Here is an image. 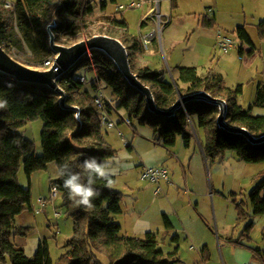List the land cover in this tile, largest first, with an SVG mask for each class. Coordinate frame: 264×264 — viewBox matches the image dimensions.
<instances>
[{
    "label": "trees",
    "instance_id": "trees-1",
    "mask_svg": "<svg viewBox=\"0 0 264 264\" xmlns=\"http://www.w3.org/2000/svg\"><path fill=\"white\" fill-rule=\"evenodd\" d=\"M115 1V0H114ZM172 8L177 0H171ZM107 3L104 2L105 8ZM98 6L95 0H17L8 5V0H0V45L17 60L38 68H46L45 62L54 55L49 44L47 27L54 23L52 30L56 38L75 34L79 29L90 33V24L96 18ZM106 20L104 34L119 38L127 47L130 64L139 79L152 90L156 104L168 110L180 95H188L204 90L214 97L227 102L226 121L233 127H244L254 136L264 134V114H254V107H264V83L261 82L253 104L245 109L239 98L243 86L230 87L225 77L212 66L201 74L195 66H180L176 83L164 78L163 74L150 66H138L137 56L145 49L140 36L129 32V24L114 16H102ZM202 24L207 28L217 25L214 13L202 16ZM259 35L264 39V20L257 24ZM113 32H118L115 35ZM239 39L256 48L255 42L244 26L236 29ZM98 34V33H96ZM95 34H91L89 37ZM57 41V39H56ZM244 53L241 48L240 54ZM95 69L97 77L83 81L89 70ZM90 81L91 90L86 87ZM104 83L111 89L114 108L108 106V114L123 110L131 124L136 120L141 125H149L154 141L167 148L176 144L182 136L187 147L194 137L190 127L193 123L205 132L203 149L209 159L223 156L227 151L236 153L240 161L264 163V140L252 143L239 133L221 128L217 123L219 106L204 100H189L185 106L175 110L170 116L158 115L150 111L145 96L129 84L113 60L101 50H89L60 79V86L66 92L67 106L63 107L60 95L47 85L18 81L0 71V263L6 264H174L179 262V246L171 253H165L160 246L158 234L146 232L144 237L123 233L117 216L123 212V193L113 186L115 175L108 179L97 178L95 187L100 192L90 208L76 206L64 187V166L81 172L82 162L89 156L109 164L117 157V150L109 142L103 116L105 112L96 101L97 90ZM116 109V110H115ZM42 119L41 133L43 153L36 154L33 141L19 132L28 121ZM55 162L59 176L51 180V189L56 188L62 195L66 214L74 222L73 234L67 241V251L58 262H54L48 240L38 244L35 254L30 257L24 246L17 243L18 236H27L30 226H18L17 217L33 207L31 187H24L19 173L24 166L30 179L33 173L48 168ZM82 175H84L82 173ZM86 179V176H85ZM111 185H108V180ZM235 194V193H234ZM236 195V194H235ZM253 215H264V169L258 175V183L250 193ZM236 201V200H235ZM239 219L251 216L249 209L237 204ZM166 231L173 229L167 214H164ZM253 222L244 231L250 233ZM174 243L179 235L172 236ZM207 246L202 251L205 252Z\"/></svg>",
    "mask_w": 264,
    "mask_h": 264
},
{
    "label": "rangeland",
    "instance_id": "rangeland-1",
    "mask_svg": "<svg viewBox=\"0 0 264 264\" xmlns=\"http://www.w3.org/2000/svg\"><path fill=\"white\" fill-rule=\"evenodd\" d=\"M104 2L107 3L105 8ZM178 2L179 5L172 8L171 0H159V4L151 0L153 29L158 25L154 18H157L156 14L159 13L163 21L169 16L172 24L164 35L162 30L166 25H162L161 32L152 42L157 48L149 51L145 48L137 62L138 66H142L148 60L150 67L159 70L166 80L177 81L178 78H174L173 73L178 70V66H196L201 73L204 66L212 65L224 75L228 86L233 88L243 86L239 103L248 109L254 102L258 85L264 83V39L259 35L257 28V24L264 20V0ZM95 4L98 6L96 18L87 21L90 24V33L79 29L75 34L56 38L58 43L69 46L89 38L91 34L104 33L106 20L102 16L105 15L120 20L125 18L129 24V32L133 35L139 36L149 31L148 28L143 30L140 27L142 19L149 15L146 14L148 9L146 4L139 8L127 7L128 0H95ZM121 4L125 7L120 8ZM211 11L216 15L217 25L211 30L202 27L196 29L197 17ZM239 26L246 27L251 34L256 45L254 51L253 47L243 43L237 36L235 31ZM113 33L118 35V32ZM160 34L163 35L162 45L159 41ZM222 37H228L233 41L227 52L219 45V39ZM157 40L158 44L155 45ZM172 43L171 48L169 44ZM241 48L244 49L242 55ZM87 74L88 79H91L92 74ZM101 85L105 88L107 98L112 100L111 89L104 83ZM86 87L92 89L90 81ZM253 113L264 114V107H254ZM111 118L117 126L114 128L105 126V131L118 154L109 167L113 170L112 174L117 175L113 187L123 193L121 202L123 212L117 216V221L123 226L122 232L144 237L146 232H141L136 221L138 219L147 221L150 228L159 234L160 246L165 253L175 250L172 236L178 234L182 260L180 264H195L194 262L201 264V250L207 231L209 230L208 233L211 231L209 239L215 240L216 245L219 234L224 231L223 226L230 227L227 224L233 223L238 217L237 204L240 203L245 209H252L250 193L258 183V175L264 169V163L240 161L233 151H227L215 159L207 158L200 147V143L205 140V132L193 123L190 127L194 131V137L189 147L185 145L183 137L178 136L176 144L167 148L155 143L153 130L149 125H141L136 120L132 124L129 123L125 111L114 112ZM43 125L42 119H35L19 128L21 134L35 143L37 155L43 153L41 139ZM129 144L132 145V149ZM159 165L167 166L172 174L171 181L162 182L163 190L157 194L158 186L143 179L142 170L144 167ZM58 176L59 168L55 162L49 163L47 169L33 173L30 179L24 166L21 168L20 183L26 188L31 187L33 203L37 204L38 199L42 197L48 200V204L46 211L30 215L34 229L31 227L27 236L16 238L18 244L25 248H29L27 245L32 241L47 238L54 262H58L65 253L67 241L74 229L72 218L62 207V195L57 193L55 198L51 196V180ZM56 212L60 215L57 216ZM164 213L177 227V230H173L168 237L165 235ZM200 213L208 220V225ZM241 228L243 230L244 226L240 225L236 229V237L241 234ZM252 237L256 243L264 240V215L257 220ZM33 255L34 253L29 256ZM102 261L108 264L106 257H102ZM7 264H11L10 261Z\"/></svg>",
    "mask_w": 264,
    "mask_h": 264
},
{
    "label": "water",
    "instance_id": "water-1",
    "mask_svg": "<svg viewBox=\"0 0 264 264\" xmlns=\"http://www.w3.org/2000/svg\"><path fill=\"white\" fill-rule=\"evenodd\" d=\"M54 25V23H51L47 27L49 44L55 54L54 62L50 67L38 68L27 65L17 60L0 45V71L16 78L18 81L49 86L60 95L59 101L61 106L77 110V117L79 118V108L76 106H67L66 104V92L60 86V79L73 68L87 51L94 49L101 50L113 60L129 84L142 92L145 96L148 109L155 114L170 116L174 114L176 109L185 106L189 100H204L219 106V114L217 116L219 127L229 131L239 132L245 135L252 143L264 140V134L254 136L244 127H233L229 125L226 121L228 111L227 102L222 98L212 96L204 90L188 95H180L178 100L168 110L159 108L150 87L142 82L133 71L127 47L119 38L109 34L98 33L87 39L66 46L56 41L55 34L52 30ZM174 82L176 83V81Z\"/></svg>",
    "mask_w": 264,
    "mask_h": 264
},
{
    "label": "crops",
    "instance_id": "crops-1",
    "mask_svg": "<svg viewBox=\"0 0 264 264\" xmlns=\"http://www.w3.org/2000/svg\"><path fill=\"white\" fill-rule=\"evenodd\" d=\"M130 1L131 0H128V2H130ZM137 1H140V0H137ZM178 1L179 0H177L176 7L179 5V2ZM8 3L9 4H12V3H14V1L8 0ZM144 5L146 7H148L146 14L147 15L149 14V15L147 17L145 16L142 19V21L140 23V27L142 29L143 28L144 29H147V28L149 29V31H146L145 32V34H146V33H149L150 31H152V29L154 27L153 26V21H152L153 20L152 19L153 17L151 15V11H152L151 0L144 1L143 2V5L141 7H143ZM171 7H172V5H171ZM202 16L197 17V26H196V29H201L200 27H202L203 29L204 28H207V27H204L203 24H202ZM214 17H215L216 22H217V18H216L215 13H214ZM146 19H148V20H146ZM171 24H172V19L170 18L169 22L163 28L162 34L163 33L164 34L167 33V30L170 28V25ZM208 29L211 30L213 28H208ZM162 34H160V36H159V41H160V44L161 45L163 44L162 43V36L164 35V34L163 35ZM156 44H158V40L156 41L155 45ZM169 45L171 47L173 45V43L172 44H169ZM155 48H157V46H154V44L153 45L151 44L147 50L148 51L150 49H153L154 50ZM145 50L146 49H144V51ZM140 58H141V53L137 56V62L140 60ZM142 66H150V61L147 60V63L143 64ZM142 66H140V67H142ZM210 66H212V65L204 66V71H202L201 74H205L206 71H207V69H208V67H210ZM217 72H219V71H217ZM87 73L92 74V78L89 79V80H93L94 78L97 77V74H96V70L95 69H92V70L88 71ZM87 73H86V75H88ZM173 77L174 78H179V70L176 69L175 73H173ZM174 80L176 81V79H174ZM129 147L132 149V145L131 144H129ZM200 147L202 148V151L204 153L203 143H200ZM204 155H205V153H204ZM19 175H20V173H19ZM111 175H115V174H112L111 173ZM115 176L117 177V175H115ZM157 194H159V193H157ZM47 204H48V200L46 198L40 197L38 199L37 204H34L33 203L32 209L24 211L23 213H21L17 217V225L18 226H30V227H33V229H34V226H33L34 225V222H33V219L32 218L30 219V215H32V216L33 215H36L38 213V211H46ZM58 213L59 212H56V215ZM249 213L251 214L250 217H248L246 219H239V215H238V217L236 218L235 221H233V223L227 224V225H230V227L223 226V230L224 231H223V233L219 234V238H218V241H217V244L216 245H215V240L212 241V240L209 239V237H211L210 234H209V233H211V231L209 233H208L209 230L207 231V234H206L207 237L204 240L205 243L202 245L203 248L205 246H207V250L205 252H203L201 250V257H202V263L201 264H264V240L261 241V243H258V242L256 243V241L252 237V231L256 227L257 220L259 219V217L261 215H253V207H252V209H249ZM164 214H166V213H164ZM59 215H60V213H59ZM59 215H57V216H59ZM200 216H202V218L204 219V221L208 225V220L204 217V215H202L200 213ZM169 219L171 221V224L173 226V229L170 230V231H165V235L167 237L169 236V234H171L173 232V230H177V227L175 226V223L172 221V219L170 217H169ZM31 220H32V222H31ZM217 221H218V219H217ZM251 222L254 223L253 224V228H252V230H251L250 233H247V232L244 231V229ZM136 225H137V227H139V229H141V232H143V233L144 232H148V231L156 232V231H154V230H152L150 228V225H149V223L147 221L138 219L136 221ZM240 225L244 226V229L242 230V228H241L240 229L241 234L239 235V237H236L235 236L236 229ZM36 226H37V223H36ZM183 226H185V225H183ZM165 230H166V228H165ZM38 240L30 242V244L27 245V246H29V248H25L24 247L25 250H27L26 253H29V255H32L33 253L35 254L39 242L41 240H43V239H38ZM179 241H180V236H179ZM213 243H214V245H213ZM20 245H22V244H20ZM176 245L179 246V251H178V256H177L179 258V262L177 264H180V263H182V260H181V257H180V244H179V242L177 244L175 243V247H176ZM65 250L67 251V247H66ZM194 263L195 264H198L199 262H194Z\"/></svg>",
    "mask_w": 264,
    "mask_h": 264
},
{
    "label": "built area",
    "instance_id": "built-area-1",
    "mask_svg": "<svg viewBox=\"0 0 264 264\" xmlns=\"http://www.w3.org/2000/svg\"><path fill=\"white\" fill-rule=\"evenodd\" d=\"M146 0H131L130 2H128L127 7L129 8H139L143 5V2ZM154 3L159 4V0H153ZM8 5H10L8 3ZM125 7V5H120V8ZM211 13H213V11H211ZM157 18H154V20L158 23V25H156V28H154L152 31H150L149 33H141L140 36V40L143 44V46L148 49L149 46L152 44V42L158 37L159 33L161 32L162 28L164 25H166L169 20L170 17H167L166 19H164L165 21L162 20V16L161 14H156ZM155 17V16H154ZM163 25V26H162ZM232 39L228 38V37H222L219 39V45L220 47H222V49L224 51H229L230 47L232 46ZM54 58H55V54L53 56H51L46 62H45V67L48 68L50 67L53 62H54ZM79 78L83 81H87L86 78V74H84L83 76H79ZM104 87H100L99 90H97V94H96V101L99 104L100 108L103 109V111L105 112V115L103 116V122L104 124L108 127V128H114L117 126V123L115 121L112 120V118L110 117V115L108 114V106L111 105L113 107V102L111 100H109L106 96V94L104 93ZM128 122L131 123V121L128 119ZM142 178L156 184L157 190L156 193H160L162 192L163 188L161 186L162 182H170L171 181V171L170 169L165 166V165H160V166H155V167H144V169L142 170ZM52 198H55L57 196V190L56 188L52 189V194H51ZM59 215V213L57 214Z\"/></svg>",
    "mask_w": 264,
    "mask_h": 264
},
{
    "label": "clouds",
    "instance_id": "clouds-1",
    "mask_svg": "<svg viewBox=\"0 0 264 264\" xmlns=\"http://www.w3.org/2000/svg\"><path fill=\"white\" fill-rule=\"evenodd\" d=\"M3 107H5V103L0 102V108ZM112 171L109 162L100 161L95 156H89L83 160L81 172L72 171L65 165L62 175L66 176L63 183L64 187L68 189L69 199L78 207L90 208L93 199L100 195L94 186L95 180L97 178L108 179ZM110 185L111 180L109 179L107 186Z\"/></svg>",
    "mask_w": 264,
    "mask_h": 264
}]
</instances>
